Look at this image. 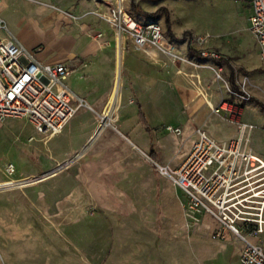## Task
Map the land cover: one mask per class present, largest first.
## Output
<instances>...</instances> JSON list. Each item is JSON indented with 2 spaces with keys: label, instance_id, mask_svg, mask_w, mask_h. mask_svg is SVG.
Here are the masks:
<instances>
[{
  "label": "rangeland",
  "instance_id": "rangeland-1",
  "mask_svg": "<svg viewBox=\"0 0 264 264\" xmlns=\"http://www.w3.org/2000/svg\"><path fill=\"white\" fill-rule=\"evenodd\" d=\"M125 4L141 20L159 21L170 45L139 47L117 31L110 20L113 0H10L1 13L9 26L2 34L15 33L39 58L45 51L57 59L66 43L43 17L64 15L66 31L77 29L94 45L66 61L74 70L87 69L86 77L100 66L109 70L98 88L85 93L79 69L68 77L70 87L93 106L81 107L59 133L38 132L26 116L0 119V183L25 181L67 162L41 180L0 191V264H25L26 255L45 243L57 262L72 253V244H88L98 264H240L241 240L233 234L214 238L217 222L192 211L184 191L153 160L180 164L199 127L219 141L234 137L236 126L203 101L217 105L233 98L234 83L252 95L244 103L245 120L256 124L248 146L264 158V66L248 29L251 0ZM203 47L220 51L221 60L201 56ZM220 67L228 83L219 77ZM138 102L151 131L138 121ZM169 124L181 133L169 131ZM259 238L264 245V233Z\"/></svg>",
  "mask_w": 264,
  "mask_h": 264
},
{
  "label": "built area",
  "instance_id": "built-area-1",
  "mask_svg": "<svg viewBox=\"0 0 264 264\" xmlns=\"http://www.w3.org/2000/svg\"><path fill=\"white\" fill-rule=\"evenodd\" d=\"M251 6L248 29L259 44L264 66V0H251ZM110 20L139 47L170 45L162 24L136 17L125 0H113ZM8 29L0 14V119L26 116L38 132H61L81 107L90 105L67 82L73 68L64 61L41 60L15 34H2ZM199 52L214 60L222 57L220 51L204 47ZM221 70L218 68V75L224 79ZM234 88L229 87L233 98L211 104L236 126L234 137L219 141L199 127L180 164L153 162L184 191L185 204L192 211L206 213L217 222L214 238L233 234L241 240L240 264H264V245L259 238L264 233V158L248 146L256 124L245 120L244 103L252 95L240 86ZM167 128L181 133L179 126L169 124ZM9 169L14 170L13 163Z\"/></svg>",
  "mask_w": 264,
  "mask_h": 264
},
{
  "label": "crops",
  "instance_id": "crops-1",
  "mask_svg": "<svg viewBox=\"0 0 264 264\" xmlns=\"http://www.w3.org/2000/svg\"><path fill=\"white\" fill-rule=\"evenodd\" d=\"M0 8L1 9L4 8L3 11H0V14L3 13L4 11H6L7 9H9L10 8V0H0ZM43 19H44L46 25H49V27L53 26V27H55L56 31H59V30L62 31V33H61L62 34V41L66 44L61 46L60 50H62V53H59L58 59L56 58V56H53V57L48 56L44 51V53H41L43 56V57H40L41 60L46 61V62H51V63L64 61L72 67V65L66 61L67 58H75L78 54H87L94 47V45H89V41L87 40V37L81 36L78 33L77 29L66 31V29L64 28L66 17L64 15H56V16L47 15V16H44ZM20 23L21 22H18V24H20ZM23 24L26 25V23H23ZM40 24L38 22H36V26H38L42 29L43 27H41ZM7 25H8V23H7ZM8 28H9V26H8ZM48 32H49L48 35L54 34V30L53 31L50 30ZM13 34H15V33H13ZM50 45H52V44H50ZM131 58H132V56H131ZM108 66L107 65L106 66L104 65L103 67L100 66L96 70H95V68L93 70L91 69L92 71H90L89 77L85 76V75H87V73H89V71L87 69H84L82 66H78L75 70L79 69L78 78L82 82L81 93L88 92L90 90L89 89L90 86H93V88H95V89L98 88L99 87L98 84H99L101 78L105 74L108 73V70H109ZM75 70L73 68V72ZM117 71H118V68H117ZM116 76H117V74H116ZM120 77H121V65H120ZM75 92L77 94L80 93L77 91H75ZM192 95H194V94L191 91L186 95V98L189 100V99H191ZM195 96H197V94ZM91 98L94 101V103L97 102V100L94 97L91 96ZM207 99H209V98H205V100H203V101L204 102L206 101L211 106V104H213V102L210 99L209 100H207ZM90 105L93 106V104H90ZM138 105L141 106L142 110L144 111L142 104L140 102H138ZM94 110H97V109L95 108ZM138 121L143 123L141 120L139 112H138ZM122 133H124V132H122ZM193 142L189 146V149L191 148ZM91 160H93V159H91ZM92 191H94V190H92ZM92 191L89 187L90 194L94 195V193ZM86 194H88L89 197L91 196L88 192ZM241 248H242V245L240 247V250H241ZM57 249L58 248H56V247L54 249L56 255H57V253H59V251H58L59 249L58 250ZM89 249H90V245H88V244H81V245L72 244V249H70V251L72 253L71 254L70 253L69 254H63L62 255L63 257L60 258L59 261L57 262L55 260L52 261L50 259L49 244L45 243L44 245L43 244L41 245L40 249H35V251L32 250L26 255L25 264H98V260L95 257H92L93 255L90 252H88ZM99 264H107V262L102 261Z\"/></svg>",
  "mask_w": 264,
  "mask_h": 264
},
{
  "label": "water",
  "instance_id": "water-1",
  "mask_svg": "<svg viewBox=\"0 0 264 264\" xmlns=\"http://www.w3.org/2000/svg\"><path fill=\"white\" fill-rule=\"evenodd\" d=\"M119 82H120V67H119V70H118V73H117V76H116V83H115V88H117V89H118V86H119ZM87 145H88V144H86V145L83 147V149L79 151V153L82 152V151L87 147ZM79 153H78V154H79ZM66 164H67V162H66V163H63V164H61V165H59L58 167H56V168H54V169H52V170H50V171H48V172H46V173H44V174H41V175L36 176V177H34V178L27 179V180L24 181V183H27V182H33V181H38V180H41V179H43V178H45V177H47V176H50V175H52L53 173L57 172L58 170L62 169ZM8 186H9V183H8V184L0 185V189H2V188H6V187H8Z\"/></svg>",
  "mask_w": 264,
  "mask_h": 264
},
{
  "label": "trees",
  "instance_id": "trees-1",
  "mask_svg": "<svg viewBox=\"0 0 264 264\" xmlns=\"http://www.w3.org/2000/svg\"><path fill=\"white\" fill-rule=\"evenodd\" d=\"M165 9H166V8H165ZM161 10H162V9H160V11H161ZM166 11H167L166 16H167L168 29H169V32L172 34V36H174L173 30H172V28H171V21H170V18H169V10L166 9ZM191 51H192V50H191ZM215 60H221V58H219V59H215ZM233 85H234V87H236V88L239 89V85H238L237 83H234ZM139 109H140V110H139V111H140L139 114H140V117H141V120H142L144 126L146 127V129H147L148 131H151V126H150V124L148 123L147 118H146V116H145V113H144V111L142 110L141 106H139ZM151 154H152L153 157H157V152H156V150H155L154 148H151Z\"/></svg>",
  "mask_w": 264,
  "mask_h": 264
},
{
  "label": "bare ground",
  "instance_id": "bare-ground-1",
  "mask_svg": "<svg viewBox=\"0 0 264 264\" xmlns=\"http://www.w3.org/2000/svg\"><path fill=\"white\" fill-rule=\"evenodd\" d=\"M119 88H120V85L118 86V89L115 88V91L119 90ZM207 100H209V99H207ZM105 123H107V121ZM8 183H9V186L6 187V188L0 189V191L3 190V189H8V188L12 189V188L20 187L24 183V181H21L20 179H12V180H9V181L1 182L0 185L8 184Z\"/></svg>",
  "mask_w": 264,
  "mask_h": 264
}]
</instances>
